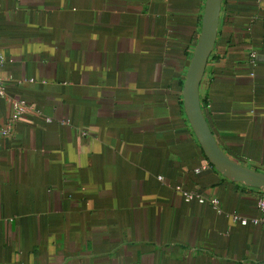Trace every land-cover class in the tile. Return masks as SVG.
<instances>
[{
  "label": "crops",
  "instance_id": "1",
  "mask_svg": "<svg viewBox=\"0 0 264 264\" xmlns=\"http://www.w3.org/2000/svg\"><path fill=\"white\" fill-rule=\"evenodd\" d=\"M204 4L0 0L6 92L39 111L0 136V264H264V229L227 216L263 191L214 169L183 110ZM199 96L222 150L264 173V0H221Z\"/></svg>",
  "mask_w": 264,
  "mask_h": 264
},
{
  "label": "water",
  "instance_id": "2",
  "mask_svg": "<svg viewBox=\"0 0 264 264\" xmlns=\"http://www.w3.org/2000/svg\"><path fill=\"white\" fill-rule=\"evenodd\" d=\"M221 0H205L197 38L182 88L183 110L204 156L222 176L245 186L264 191V173L232 160L214 138L204 117L199 85L213 50L219 23Z\"/></svg>",
  "mask_w": 264,
  "mask_h": 264
},
{
  "label": "built area",
  "instance_id": "3",
  "mask_svg": "<svg viewBox=\"0 0 264 264\" xmlns=\"http://www.w3.org/2000/svg\"><path fill=\"white\" fill-rule=\"evenodd\" d=\"M255 56L256 52L252 50L250 52L251 61L254 60ZM5 62L6 59L0 50V99L6 100L10 108L7 121L5 122V124L2 125V127H0V136L2 137L8 136L11 132L13 124L23 116L27 114H39V111L34 108V106L29 105L24 100L15 99L7 94L5 83L8 78H6L1 73V70L4 68ZM45 121H50V118H45ZM199 171L200 169L195 170L196 173H198ZM159 179L161 180L162 177L160 176ZM174 190L182 195V198L185 202L190 203L192 201H196L199 204H204L207 202L215 213H223L219 199L215 196L205 198L202 194L196 191L185 190L180 185L174 186ZM257 207L259 209V214L256 216L248 217L237 213H227V216L234 223H238L240 225L260 226L264 229V191L259 195L257 199Z\"/></svg>",
  "mask_w": 264,
  "mask_h": 264
}]
</instances>
